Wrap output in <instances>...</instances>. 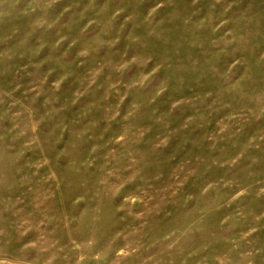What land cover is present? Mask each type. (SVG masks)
<instances>
[{"label": "rangeland", "instance_id": "1", "mask_svg": "<svg viewBox=\"0 0 264 264\" xmlns=\"http://www.w3.org/2000/svg\"><path fill=\"white\" fill-rule=\"evenodd\" d=\"M0 264H264V0H0Z\"/></svg>", "mask_w": 264, "mask_h": 264}]
</instances>
